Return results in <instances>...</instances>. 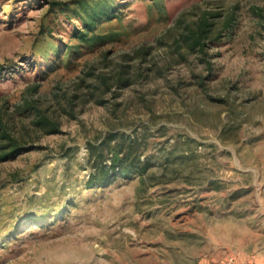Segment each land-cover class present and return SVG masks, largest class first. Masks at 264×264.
I'll return each instance as SVG.
<instances>
[{"label": "rangeland", "instance_id": "1", "mask_svg": "<svg viewBox=\"0 0 264 264\" xmlns=\"http://www.w3.org/2000/svg\"><path fill=\"white\" fill-rule=\"evenodd\" d=\"M0 123V264H264V0H0ZM111 133L145 169L88 185Z\"/></svg>", "mask_w": 264, "mask_h": 264}, {"label": "trees", "instance_id": "2", "mask_svg": "<svg viewBox=\"0 0 264 264\" xmlns=\"http://www.w3.org/2000/svg\"><path fill=\"white\" fill-rule=\"evenodd\" d=\"M83 4V3H82ZM233 22L232 15H226L222 19V28L228 29ZM215 20L209 15H201L193 24H188L181 33L184 45L191 50L206 52L208 42L215 38ZM221 33H218V35ZM125 77H122V80ZM32 119L33 126L44 132H55L59 130V120L57 116L47 113L45 110L36 109ZM115 134L111 133L98 143L88 145L90 156L94 157L92 171L87 184L97 182L99 185L112 181L118 174H128L134 170H144L146 163H133L130 153L123 149V141L117 140L111 143V138ZM24 146L21 137L13 136L7 128L0 123V159L17 148ZM109 152V163L104 161L105 153Z\"/></svg>", "mask_w": 264, "mask_h": 264}]
</instances>
